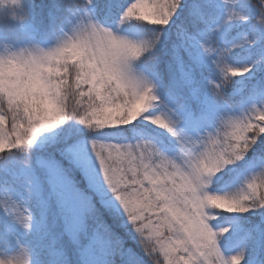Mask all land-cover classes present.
<instances>
[{"label": "snow or ice", "instance_id": "6c2138e0", "mask_svg": "<svg viewBox=\"0 0 264 264\" xmlns=\"http://www.w3.org/2000/svg\"><path fill=\"white\" fill-rule=\"evenodd\" d=\"M7 4L0 264H264V0Z\"/></svg>", "mask_w": 264, "mask_h": 264}, {"label": "trees", "instance_id": "16d2710c", "mask_svg": "<svg viewBox=\"0 0 264 264\" xmlns=\"http://www.w3.org/2000/svg\"><path fill=\"white\" fill-rule=\"evenodd\" d=\"M116 228H120V225H116ZM121 231H123V229H121ZM141 250H143V245L139 236L134 239L125 232L124 248L122 250L123 254L118 253L112 257L108 256L103 249H97L94 246H90L83 253L82 259L84 260L85 264H88V262H95V264H108L109 260L114 261L115 264H122V261L128 258V253H134L136 256L142 257L143 252ZM149 264H151V261Z\"/></svg>", "mask_w": 264, "mask_h": 264}, {"label": "clouds", "instance_id": "9594fccd", "mask_svg": "<svg viewBox=\"0 0 264 264\" xmlns=\"http://www.w3.org/2000/svg\"><path fill=\"white\" fill-rule=\"evenodd\" d=\"M0 7L7 8L10 7V5L7 4V0H0Z\"/></svg>", "mask_w": 264, "mask_h": 264}]
</instances>
